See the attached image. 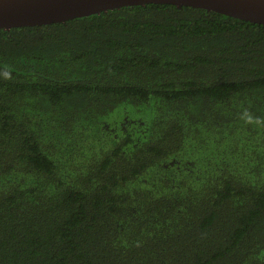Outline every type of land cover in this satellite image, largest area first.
Listing matches in <instances>:
<instances>
[{"label":"trees","instance_id":"1","mask_svg":"<svg viewBox=\"0 0 264 264\" xmlns=\"http://www.w3.org/2000/svg\"><path fill=\"white\" fill-rule=\"evenodd\" d=\"M0 264H264V24L0 29Z\"/></svg>","mask_w":264,"mask_h":264},{"label":"water","instance_id":"2","mask_svg":"<svg viewBox=\"0 0 264 264\" xmlns=\"http://www.w3.org/2000/svg\"><path fill=\"white\" fill-rule=\"evenodd\" d=\"M148 3L192 6L264 24V0H0V29L57 23Z\"/></svg>","mask_w":264,"mask_h":264}]
</instances>
